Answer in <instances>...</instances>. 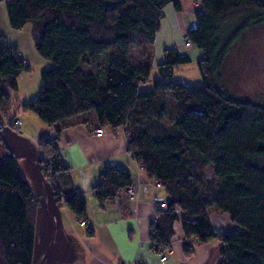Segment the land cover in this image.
I'll return each mask as SVG.
<instances>
[{
	"label": "trees",
	"instance_id": "trees-1",
	"mask_svg": "<svg viewBox=\"0 0 264 264\" xmlns=\"http://www.w3.org/2000/svg\"><path fill=\"white\" fill-rule=\"evenodd\" d=\"M3 1L10 28L18 31L30 24L36 53L53 64L40 72L37 97L19 106L56 130L55 138L39 139L41 156L35 159L50 205L52 200L86 220V200L72 187L58 137L66 120L91 114L97 128H125L134 160L168 196L150 227L155 253L169 249L181 214L183 253L192 257L195 243L217 237L209 219L210 210H216L242 231L223 240L218 264H264V107L237 100L220 87V73L234 46L251 26L264 24V0H194L201 11L185 38L202 52L196 63L201 85L155 82L152 91L139 89L150 65L136 68L128 51L152 46L163 8L172 4L179 12L183 0ZM102 57L106 60L96 75L83 71L85 63ZM189 63L171 48L157 72L170 79L177 66ZM28 71L0 36V113L7 135L17 128L15 116H9L12 94L18 77ZM161 92H170L175 105L169 125L162 123L168 107ZM132 183L126 171L105 167L92 195L104 206ZM40 204L0 131V264H34Z\"/></svg>",
	"mask_w": 264,
	"mask_h": 264
},
{
	"label": "crops",
	"instance_id": "crops-1",
	"mask_svg": "<svg viewBox=\"0 0 264 264\" xmlns=\"http://www.w3.org/2000/svg\"><path fill=\"white\" fill-rule=\"evenodd\" d=\"M200 11V4L194 0H183L179 12L172 4L166 5L162 10V18L153 45L134 48L136 53L133 56L134 49L132 52L130 51L132 48L129 49L128 59L133 66L140 68L146 64L150 65L148 79L139 87L141 91H152L155 82L182 85L189 83V77L178 75L181 66L174 69L173 77L170 79H161L157 69L164 60V52L171 48H176L180 55L187 56L190 60L189 66H196V63L202 59L200 50L192 46L189 48L183 46L186 33L196 27L195 16ZM27 25L18 31L12 30L8 23L5 3L0 0V36H3L17 51L18 57L29 70H34L37 66L43 67L44 63L34 48L32 26L26 27ZM102 60L103 57L94 64L88 63L83 71L96 75ZM80 67L82 68V65ZM193 80L201 82L199 73H194ZM37 93H34L35 98ZM159 95L165 103L171 98L170 92H161ZM12 99L13 104L10 109L14 113L15 109H20V105L27 103L19 102L13 94ZM29 118L32 122H36L35 133L27 132L28 126H25L24 122L18 118L20 131L23 125L22 131L31 135L28 136L31 138L29 144H34L38 153L36 156L31 154L28 145L21 143L20 140L16 143L17 149L19 154L38 160L41 156L38 148L39 139L44 136L55 138L56 130L44 125L39 118ZM64 123L68 126L59 134L58 148L65 164L69 167L73 189L81 193L86 200V220H84L86 227L80 226V221L65 207L56 206L51 200L56 230L52 245L40 264H134L138 262L141 264H218L223 240L242 232L227 215L210 210L209 219L217 237L205 244L194 242V254L186 258L183 253L186 239L182 231L180 214V219L173 224L174 233L169 249L163 255L155 253L151 248L150 227L156 220L159 206L167 203L168 196L163 187L156 188L155 180L150 179L146 172L138 167L128 150V134L125 128L113 130L111 127H104L103 134L97 137L93 135L94 130L97 129V121L91 114H85L84 117H78L76 120L69 119ZM162 123L169 125L171 122H168L165 116ZM22 166L26 171L34 174L29 164ZM105 167L120 169L131 175L132 186L136 188V194L131 199L124 200L119 196L113 203L104 206L94 199L92 188ZM22 174L24 175L23 172ZM207 174L212 176L213 168H209ZM47 214L50 219L49 213ZM89 229L93 231L91 237L87 235ZM161 256H166V259L160 261ZM50 258L53 259L52 263L48 262Z\"/></svg>",
	"mask_w": 264,
	"mask_h": 264
},
{
	"label": "rangeland",
	"instance_id": "rangeland-1",
	"mask_svg": "<svg viewBox=\"0 0 264 264\" xmlns=\"http://www.w3.org/2000/svg\"><path fill=\"white\" fill-rule=\"evenodd\" d=\"M26 27H31L28 24ZM134 48L130 51L132 52ZM135 49L132 52V56L135 55ZM146 55V54H145ZM106 60V57L103 59ZM42 63L47 64L43 67L37 66L34 70H29L28 72H23L17 79V91L13 94L14 97L18 99L19 102H29L35 98L36 92H38L41 82H40V72L42 70L50 69L53 67L51 62L41 60ZM87 63L83 65V69H86ZM50 66V67H49ZM195 67V68H194ZM181 71L178 74L180 76L189 77V83L183 84L184 86H199L201 82H194V73H198L196 66L189 64L181 65ZM179 79V78H178ZM189 84V85H188ZM220 87L227 92L231 97L237 100H248L256 104H260L264 107V24L251 26L241 37L239 42L234 46L230 54L228 55L223 69L220 73ZM34 96V97H33ZM18 104V102H16ZM166 104L168 105V110L166 114V120L172 122L174 120V102L168 99ZM14 111L9 110L10 116H15L24 122L25 126H28V131L31 134L35 133L36 125L29 117H38L32 113L22 112L20 109H15ZM28 115V118L23 117ZM85 115V114H84ZM84 115H79L77 117L71 118V120H76V118L84 117ZM0 120L3 124L6 122L4 114L0 113ZM37 121V120H35ZM38 123V122H37ZM20 128H15L13 131L9 132V141L12 149L18 153L17 141L20 140L21 143H26L30 149V153L37 155V148L34 144H29L31 138L28 136L29 133H24L23 125ZM19 168L26 177L29 186L32 189L34 195L40 199V209L37 216L36 222V233H35V245H34V264H39V262L45 257L48 251V243L51 240V221L47 216L48 212L44 202V195L41 189L37 169L35 165L27 160L26 158H15ZM23 164H29L34 174L29 173L22 166ZM53 259H49L48 262L52 263Z\"/></svg>",
	"mask_w": 264,
	"mask_h": 264
},
{
	"label": "water",
	"instance_id": "water-1",
	"mask_svg": "<svg viewBox=\"0 0 264 264\" xmlns=\"http://www.w3.org/2000/svg\"><path fill=\"white\" fill-rule=\"evenodd\" d=\"M0 131L4 134L6 142L8 144V147L11 150V153L14 156V158H26L27 160L31 161L35 165V167L37 169L36 160L34 158H32L30 156H27V155H24V154L16 153L12 149V147L10 145L9 137H8L7 132L5 130L4 124L2 123L1 120H0ZM37 175H38V180H39L41 189L43 191L45 206H46L47 212L49 213L50 220H51V226H52L51 227V235H50V239L51 240L48 243V250H49V248L52 245V240H53L54 233H55V230H56V219H55V215H54V207L52 205H50L49 197L46 194V192H44V190H43L42 179L39 177L38 170H37ZM47 253H48V251L46 252V255H47ZM46 255H45V257H46ZM42 260L39 262V264L42 262Z\"/></svg>",
	"mask_w": 264,
	"mask_h": 264
},
{
	"label": "built area",
	"instance_id": "built-area-1",
	"mask_svg": "<svg viewBox=\"0 0 264 264\" xmlns=\"http://www.w3.org/2000/svg\"><path fill=\"white\" fill-rule=\"evenodd\" d=\"M183 46H185L186 48L191 47L189 41H188L185 37H184V39H183ZM14 124H15V126H16L17 128H20V121H19V119L16 117V115H15V119H14ZM102 134H103V128H97V129H95L94 132H93V135H94V136H97V137H98V136H101ZM137 165H138V167H139L140 169H142V166H141V165H139L138 163H137ZM155 187H156V188H161L162 186H161L158 182L155 181ZM135 194H136V188L133 187V186H131V187H129V188L123 190V191L121 192L120 196H121V199H124V200H127V199H128V200H129V199H131ZM159 208H161V209H165V208H166V204H161V205L159 206ZM79 224H80V226H82V227H86V224L84 223V221H80ZM165 259H166V256H161L160 261H164ZM134 264H141V263L138 262V263H134Z\"/></svg>",
	"mask_w": 264,
	"mask_h": 264
}]
</instances>
